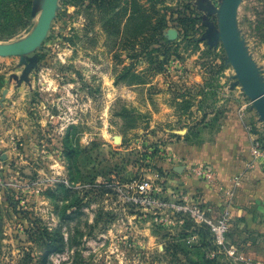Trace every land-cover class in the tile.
I'll return each instance as SVG.
<instances>
[{
  "label": "rangeland",
  "instance_id": "1",
  "mask_svg": "<svg viewBox=\"0 0 264 264\" xmlns=\"http://www.w3.org/2000/svg\"><path fill=\"white\" fill-rule=\"evenodd\" d=\"M14 1L0 48L47 13ZM228 1L58 0L37 49L0 55V264H264V197L242 174L264 123L220 36ZM229 35L264 95V0H240ZM230 121L250 151L224 181Z\"/></svg>",
  "mask_w": 264,
  "mask_h": 264
},
{
  "label": "water",
  "instance_id": "2",
  "mask_svg": "<svg viewBox=\"0 0 264 264\" xmlns=\"http://www.w3.org/2000/svg\"><path fill=\"white\" fill-rule=\"evenodd\" d=\"M240 0H229L225 11L223 13L220 22V36L223 42V46L227 55V58L232 65L238 79L240 80L242 87L244 88L246 94L252 101L254 107L256 108L261 120L264 123V95L260 94L254 85L253 81L250 79L246 71L244 70L237 53L234 50L233 40L229 35L231 25L234 20L235 8ZM58 0H48V8L45 19L40 26L37 36L31 40L29 43L15 48H0V55L7 56H21L33 52L43 41L49 25L54 18Z\"/></svg>",
  "mask_w": 264,
  "mask_h": 264
},
{
  "label": "crops",
  "instance_id": "3",
  "mask_svg": "<svg viewBox=\"0 0 264 264\" xmlns=\"http://www.w3.org/2000/svg\"><path fill=\"white\" fill-rule=\"evenodd\" d=\"M216 139L217 143L218 141L220 142L221 150L216 155L218 164H214V167L220 178L226 181L237 173L244 171L249 161L251 138H249L248 134L243 131L238 123L230 121L217 134ZM252 169L242 174L245 180H257V191L258 194L261 192L262 195L260 197L262 198L264 197V175L259 171L262 168L259 165H254Z\"/></svg>",
  "mask_w": 264,
  "mask_h": 264
},
{
  "label": "built area",
  "instance_id": "4",
  "mask_svg": "<svg viewBox=\"0 0 264 264\" xmlns=\"http://www.w3.org/2000/svg\"><path fill=\"white\" fill-rule=\"evenodd\" d=\"M250 155L252 157V161L254 165H259L261 168H263L264 167V142L260 140H254L251 146ZM147 187H148V183L141 184L138 187L139 190H141V192H140V196H138L137 199L135 200V204L136 203L143 204V201L144 200L146 201L145 197H142V195L143 193H146ZM194 209L195 211L193 213L196 216H198L199 219H204V213L197 208H194ZM183 210L185 211L187 210V208H183ZM225 230H226V219L225 218H221L216 224H212L210 222V231L218 242L223 241Z\"/></svg>",
  "mask_w": 264,
  "mask_h": 264
},
{
  "label": "trees",
  "instance_id": "5",
  "mask_svg": "<svg viewBox=\"0 0 264 264\" xmlns=\"http://www.w3.org/2000/svg\"><path fill=\"white\" fill-rule=\"evenodd\" d=\"M14 0H0V29H3L7 32H12L18 29L16 21L18 15L16 13V8L14 5ZM62 243V242H60ZM49 251H60V245H54L53 242L45 244Z\"/></svg>",
  "mask_w": 264,
  "mask_h": 264
},
{
  "label": "bare ground",
  "instance_id": "6",
  "mask_svg": "<svg viewBox=\"0 0 264 264\" xmlns=\"http://www.w3.org/2000/svg\"><path fill=\"white\" fill-rule=\"evenodd\" d=\"M37 34H38V32H37ZM37 34L34 36V38L37 36ZM34 38L32 37V38H30V39H28V40H26V41H24V42H21L20 44H17V45L11 46V48H15V47H18V46H22V45H24V44H27V43H29L31 40H33Z\"/></svg>",
  "mask_w": 264,
  "mask_h": 264
}]
</instances>
